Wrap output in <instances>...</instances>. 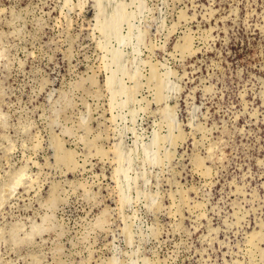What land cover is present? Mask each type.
I'll use <instances>...</instances> for the list:
<instances>
[{
	"label": "rangeland",
	"instance_id": "1",
	"mask_svg": "<svg viewBox=\"0 0 264 264\" xmlns=\"http://www.w3.org/2000/svg\"><path fill=\"white\" fill-rule=\"evenodd\" d=\"M0 115V264H264V0H0Z\"/></svg>",
	"mask_w": 264,
	"mask_h": 264
},
{
	"label": "bare ground",
	"instance_id": "2",
	"mask_svg": "<svg viewBox=\"0 0 264 264\" xmlns=\"http://www.w3.org/2000/svg\"><path fill=\"white\" fill-rule=\"evenodd\" d=\"M98 1H99V0H98ZM100 1H102V0H100ZM103 1H104V0H103ZM120 1H123V0H120ZM131 1H132V0H131ZM80 2H81V1H80ZM96 2H97V1H96ZM124 2H125V1H124ZM97 3H98V2H97ZM109 3H110V2H109ZM121 3H122V2H121ZM82 4H83V3H82ZM105 4H106V2H105ZM98 5H99V4H98ZM101 5L103 6V4H101ZM102 6H101V7H102ZM116 6H117V5H116ZM97 7H99V6H97ZM105 7H106V6H105ZM98 9H99V8H98ZM102 9H103V7H102ZM98 12H99V10H98ZM98 12H97V13H98ZM100 12H101V11H100ZM103 12H104V11H103ZM127 12H128V11H127ZM104 13H106V12H104ZM104 13H103V16L101 15V17H104V16H105ZM118 13H120V12H118ZM100 14H101V13H100ZM100 14H99V15H100ZM114 14H115V13H114ZM118 15H119V14H118ZM121 16L124 17V15H121ZM126 16H127V15H126ZM131 16L133 17V15H131ZM109 17H111V16H109ZM123 17H121V18H123ZM98 18H100V17H98ZM105 18L107 19V16H106ZM105 18H104V20H106ZM111 18H112V17H111ZM114 18H115V17H114ZM95 19H96V18H95ZM116 19H117V18H116ZM124 20H125V19H124ZM129 20H130V19H129ZM99 21H100V20H99ZM115 21H117V20H115ZM96 22H97V21H96ZM104 22H105V21H104ZM104 22H103V23H104ZM106 23H107V22H106ZM96 25H97V23H96ZM103 25H104V24H103ZM130 25H131V24H130ZM130 25H129V26H130ZM108 26H109V25H108ZM102 27H104V26H101V28H102ZM105 28H106V27H105ZM106 29H107V28H106ZM100 30L102 31V29H100ZM116 30H117V29H116ZM113 31H114V30H113ZM105 32H106V31H105ZM109 32H110V31H109ZM110 33H112V31H111ZM104 34H105V33H104ZM104 34H102V35H104ZM107 34H108V32H107ZM113 34H114V32H113ZM144 34H145V33H144ZM144 34H143V35H144ZM109 35H110V34H109ZM125 39H126V38H125ZM143 39H144V38H143ZM102 40H103V39H102ZM140 40H141V39H140ZM185 41H187V40H185ZM99 45H100V44H99ZM104 45H105V43H104ZM185 47H187V46L184 45V48H185ZM103 56H104V55H103ZM135 57H136V56H135ZM109 58H110V57H109ZM111 58H112V57H111ZM115 58H116V57H115ZM127 59H128V58H127ZM113 60H114V59H113ZM113 60H112V61H113ZM116 60H117V59H116ZM114 62H115V61H114ZM114 62H113V63H114ZM118 62H119V61H118ZM145 62H146V61H145ZM141 63H142V62H141ZM143 63H144V62H143ZM116 65H117V64H116ZM122 67H123V66H122ZM129 67H130V66H129ZM129 67H128V68H129ZM115 71H116V70H115ZM117 71H118V69H117ZM122 71H123V70H122ZM125 71H126V70H125ZM112 72L114 73V71H112ZM112 72H111V73H112ZM135 72H136V70H135ZM155 72H156V71H155ZM115 73H116V72H115ZM117 73H118V72H117ZM117 73H116V74H117ZM116 74H114V79H116V78H115V77H116ZM110 75H111V74H110ZM110 75H109V76H110ZM112 75H113V74H112ZM128 75H129V73H128ZM134 75H135V77H136V73L133 74V77H134ZM140 75H141V74H140ZM123 76H124V75H123ZM125 77H126V76H125ZM128 77H130V76H128ZM135 77H134V78H135ZM109 78L113 79L112 76H110ZM109 78L107 79V82H108ZM114 79H113V80H114ZM135 79H136V78H135ZM113 80H111V81H113ZM120 80H121V79H120ZM130 80H131V78H130ZM136 80H137V79H136ZM136 80H135V81H136ZM109 81H110V80H109ZM111 81H110V82H111ZM110 82H109V83H110ZM113 82H114V81H113ZM120 83H121V82H120ZM107 84H108V83H107ZM107 84H106V85H107ZM137 84H140V83L137 82ZM111 85H113V84L110 83L108 86H111ZM134 85H135V83H134ZM120 86H121V85H120ZM125 86H126V85H125ZM112 87H113V86H112ZM121 87H122V86H121ZM131 87H132V85H131ZM108 88H109V87H108ZM108 88H107V90L110 89V88H109V89H108ZM120 89H121V88H120ZM113 91H114V90H113ZM121 91H122V90H121ZM121 91H120V92H121ZM132 91H133V90H132ZM158 91H159V90H158ZM63 92H64V91H63ZM120 92H118V93H120ZM129 92H130V91H129ZM160 92H161V91H160ZM64 93H65V92H64ZM131 93H134V91H133V92H130V94H131ZM116 94H117V93H116ZM116 94H115V95H116ZM127 94H128V93H127ZM127 94H124V95H127ZM112 95H113V94H112ZM118 95H119V94H118ZM130 96H131V95H130ZM111 97H112V96H111ZM111 97H110L109 99H111ZM161 97H162V96H161ZM63 99H64V98H63ZM112 99H113V98H112ZM60 101H61V100H60ZM55 102H56V100H55ZM64 102H66V101L64 100ZM68 102H69V101H68ZM68 102H67V104H69ZM110 102H111V101H110ZM110 102H109V103H110ZM124 102H125V101H124ZM124 102H123V103H124ZM56 103H57V102H56ZM58 104H59V103H58ZM67 104L65 103L66 106H67ZM109 105H112V104H109ZM122 105H124V104H122ZM52 106H53V105H52ZM112 106H113V105H112ZM167 106H168V105H167ZM61 107H62V106H61ZM114 107H115V106H114ZM116 107H117V106H116ZM62 109H63V108H62ZM113 109H114V108H113ZM113 109L111 108L110 110L113 111ZM53 110H54V109H53ZM173 113H174V112H173ZM57 115H59V114H57ZM0 116H1V115H0ZM0 120H1V119H0ZM2 123H4V121H2ZM1 125H2V124H1ZM180 131H181V130H180ZM179 133H180V132H179ZM182 134H183V133H182ZM182 134H181L180 136H182ZM173 136H174V135H173ZM178 137H179V136H178ZM182 138H183V136H182ZM178 139H179V138H178ZM154 140H156V139H154ZM154 140H152V142H153ZM134 142H135V141H134ZM152 142H151V143H152ZM155 143H156V142H155ZM55 144H56V142H55ZM119 145H120V144H119ZM146 145H147V144H146ZM59 146H60V145H59ZM150 146H151V145H150ZM61 147H62V146H61ZM118 147H119V146H118ZM144 147H145V146H144ZM115 148H116V147H115ZM115 148H114V149H115ZM145 148H146V147H145ZM142 149H144V148H142ZM56 151H57V150H56ZM117 151H118V149H117ZM122 152H123V151H122ZM62 153H63V152H62ZM66 153H68V152H66ZM69 153H70V152H69ZM113 153L115 154V152H113ZM56 154H57V153H56ZM71 154H72V153H71ZM61 155H62V154H60V157H61ZM63 155H64V154H63ZM65 155H66V154H65ZM65 155H64L63 158H65ZM70 156L72 157L73 155L67 154V155H66V158H68V159L70 160ZM127 157H128V156H127ZM63 158H62V159H63ZM73 159H74V158H72L71 161H73ZM198 159H199V158H198ZM198 159H197V160H198ZM117 161H119V160H117ZM194 161H195V160H194ZM202 163H203V162H202ZM197 164H198V163H197ZM200 165H201V164H199L198 166H200ZM120 169H121V168H120ZM115 171H116V170H115ZM20 173H21V172H20ZM113 173L115 174L116 172L113 171ZM118 173H119V172H118ZM21 174H22V173H21ZM21 174L17 173V174L14 176V178L12 179V181L8 184V189H7L8 191H9V190L12 191V190L14 189L15 185H17V184L19 183V180H21V179H20V175H21ZM114 174H113V175H114ZM24 175H25V171H24ZM115 175H116V174H115ZM118 175H119V174H118ZM122 175H123V174H122ZM114 177H115V176H114ZM116 178H117V179H116V181H117L119 178H118V177H116ZM117 182H118V181H117ZM116 185H117V184H116ZM120 188H121V187H120ZM120 188H119V189H120ZM119 192H120V191H119ZM9 193H10V191H9ZM12 194H13V193H12ZM54 194H55V193H54ZM1 195H2V194H1ZM1 195H0V204L3 202V198L1 197ZM51 195H52V194H51ZM116 195H118V194H116ZM121 195H122V194H121ZM123 195H124V193H123ZM123 195H122V196H123ZM119 198H120V197H119ZM120 199H121V198H120ZM120 199H119V200H120ZM126 199H127V197H126V198L123 197V199H121V200L124 201V200H126ZM52 200H54L53 202L55 203V200H56V199H52ZM46 201H47V200H46ZM48 201H49V200H48ZM124 202H125V201H124ZM47 203H48V202H47ZM49 203H50V202H49ZM51 203H52V202H51ZM54 203H53V206H55ZM56 203H57V202H56ZM121 203H122V202H121ZM49 205H50V204H49ZM48 207H49V206H48ZM49 208H50V207H49ZM49 208H48V209H49ZM52 209H55V207H52ZM49 211H50V209H49ZM104 211H105V210H104ZM106 211H107V209H106ZM50 213H51V212H50ZM52 213H53V212H52ZM52 213H51V214H52ZM105 213H106V212H105ZM46 214H47V213L45 212V215H46ZM47 215H48V214H47ZM53 215H54V214H53ZM53 215H52V218L54 217ZM107 215H108V214H107ZM100 216H101V215H100ZM42 217H43V216H42ZM45 218L47 219V217H45ZM45 218L42 219L41 222H39V223H36V222L31 223V224H30V230H29V231H26L25 234H24L23 236L20 235V236L18 237L19 234L16 235L17 239H18V240L21 239L20 237H25V238H27V239H31L34 235H38V234H40L41 232L43 233V232L45 231V225H46V220H45ZM100 218H101V217H100ZM103 218H107V216L105 217V214H104V217H103ZM49 219H50V217H49ZM53 219H54V218H53ZM98 219H99V217H98ZM101 219H102V218H101ZM101 219H100V220H101ZM49 221H50V220H49ZM101 221H102V220H101ZM103 221H105V220L103 219ZM95 222H96V221H95ZM47 223H48V222H47ZM50 223H51V221H50ZM48 224H49V223H48ZM52 224H53V223H52ZM100 225H101V224H100V222H99L98 227H99ZM49 226H50V225H49ZM54 226H55V225L53 224V226H52V227L50 226V228L47 227V226H46V227H47V229H48V228L51 229V228H53ZM57 227H58V226H57ZM57 227H56V228H57ZM21 228H22L21 224H20V225H18V224H14V225L10 228V230L8 231V232H9V233H8V240H9L12 244H17L16 242H18V241H17V240L10 239L9 236H11V235L14 234V233L16 234V231H21V230H22ZM43 230H44V231H43ZM2 231H3V230L1 229V230H0V239L3 238V236H2ZM253 236H254V235H253ZM252 238H253V237H252ZM27 242H28V241H27ZM19 243H20V242H19ZM21 243H22V242H21ZM24 243H25V241H24Z\"/></svg>",
	"mask_w": 264,
	"mask_h": 264
},
{
	"label": "water",
	"instance_id": "3",
	"mask_svg": "<svg viewBox=\"0 0 264 264\" xmlns=\"http://www.w3.org/2000/svg\"><path fill=\"white\" fill-rule=\"evenodd\" d=\"M20 232L21 231H16V234L14 233V234H12L11 236H9V238L10 239H13V240H17L18 242H16L17 244L20 242H23V241H26V240H29V239H27V238H25V237H20L21 239H17V237H16V235H18V234H20ZM18 237H19V235H18Z\"/></svg>",
	"mask_w": 264,
	"mask_h": 264
}]
</instances>
